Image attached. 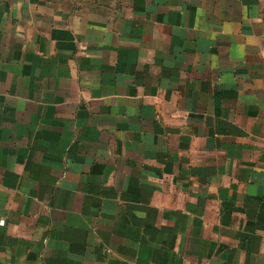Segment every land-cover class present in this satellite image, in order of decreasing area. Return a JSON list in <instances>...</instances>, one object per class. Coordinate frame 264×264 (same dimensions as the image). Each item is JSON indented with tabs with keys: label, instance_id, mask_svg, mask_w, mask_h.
Listing matches in <instances>:
<instances>
[{
	"label": "crops",
	"instance_id": "1",
	"mask_svg": "<svg viewBox=\"0 0 264 264\" xmlns=\"http://www.w3.org/2000/svg\"><path fill=\"white\" fill-rule=\"evenodd\" d=\"M0 264H264V0H0Z\"/></svg>",
	"mask_w": 264,
	"mask_h": 264
}]
</instances>
